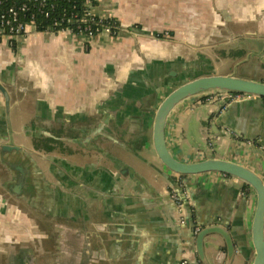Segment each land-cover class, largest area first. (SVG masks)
Wrapping results in <instances>:
<instances>
[{"label":"crops","instance_id":"0c3cea01","mask_svg":"<svg viewBox=\"0 0 264 264\" xmlns=\"http://www.w3.org/2000/svg\"><path fill=\"white\" fill-rule=\"evenodd\" d=\"M91 11L120 30L87 39L30 32L15 50L0 43L9 96L6 112L0 92V152L19 146L33 161L18 177L0 161V264H201L189 227L210 221L233 237L230 264H250L254 190L219 172L174 174L151 136L158 104L186 74L212 68L264 81V0H94ZM207 25L222 26L219 41L185 46L202 40ZM219 55L231 60L228 69L214 63ZM165 139L178 160L224 158L264 180V98L185 99L169 114ZM183 180L192 214L184 227L170 192ZM205 240L207 259L223 264L222 239Z\"/></svg>","mask_w":264,"mask_h":264},{"label":"water","instance_id":"95a60500","mask_svg":"<svg viewBox=\"0 0 264 264\" xmlns=\"http://www.w3.org/2000/svg\"><path fill=\"white\" fill-rule=\"evenodd\" d=\"M140 32V29H135ZM171 76H175L174 81H177V73H171ZM185 80L173 89H171L164 98L158 104L152 122V147L159 159V161L171 172L178 176L188 177L189 175H195L204 172H219L225 176H231L242 181L247 186L251 187L256 194V204L254 214L250 226L251 243L254 249V257L250 264H264V180L254 170L249 167L228 160L224 158H205L198 161L186 162L175 158L169 151L166 139H165V126L167 118L171 111L183 100L196 95H209L213 93H234L245 94L249 96H256L264 98V81L248 79L233 74H217L212 68L206 69L202 74H186ZM0 92L4 99V109L7 112L9 109V96L6 89L0 83ZM103 124H99L93 129V137L101 134ZM36 135H44L52 137V135L46 131L40 129H34L32 131ZM91 137V138H93ZM112 140L113 138L110 137ZM209 146L212 144V140H209ZM208 145L205 144L204 148ZM209 148V147H208ZM99 151V150H98ZM103 153L102 151H99ZM5 153L9 154V157H5ZM107 156L105 153H103ZM111 158V157H110ZM0 161L9 169L13 170L15 175L20 176L27 166H32L33 161L31 158L23 152V149L19 146L3 145L1 146ZM260 171V167H256ZM131 172V170H130ZM132 173V172H131ZM14 189H19L18 180L15 179ZM175 187L173 191L177 194L180 201L183 204H187V196L183 189L186 182L183 180L179 184L178 182H172ZM10 186V185H9ZM186 211L185 222L181 226L187 225L188 218L192 221V214L190 206H184ZM191 232L194 235V251L197 254V258L201 264H211L207 259L204 249L208 245L206 237L211 235L219 236L225 245V259L223 264H230L235 251V245L233 237L225 227V224H217L216 221H210L205 224L192 225ZM213 245L212 242H210ZM214 246V245H213Z\"/></svg>","mask_w":264,"mask_h":264},{"label":"built area","instance_id":"2783aa9c","mask_svg":"<svg viewBox=\"0 0 264 264\" xmlns=\"http://www.w3.org/2000/svg\"><path fill=\"white\" fill-rule=\"evenodd\" d=\"M30 0H19L17 3L11 0H0V43L4 42L9 47L15 46L19 38L25 37L30 32H42L45 34L68 33L77 37L92 38L98 33L114 35L111 26L103 25L102 21L111 17L98 16L91 11L90 0H84V9L80 15L72 11L62 10L59 14H53L49 23L42 30L38 29V24L34 19L35 11L29 10ZM37 3L38 13L43 17L49 16V9L53 4L47 0H32ZM45 7V9H44ZM94 23L95 26H92ZM249 95L234 93H213L204 95L206 101L223 98L226 101H242ZM175 204L177 222H185L186 211L184 204L180 201L176 193H171Z\"/></svg>","mask_w":264,"mask_h":264},{"label":"trees","instance_id":"16d2710c","mask_svg":"<svg viewBox=\"0 0 264 264\" xmlns=\"http://www.w3.org/2000/svg\"><path fill=\"white\" fill-rule=\"evenodd\" d=\"M17 3L19 0H11ZM49 4H53V8L49 9V16L43 17L38 13L37 3L33 4V1H29V10L35 11L34 19L36 21V24H38V29L42 30L46 25L49 23L50 17L54 14L61 13L62 10L72 11L74 13H77L80 15L84 9V0H47ZM91 4L94 3V0H90ZM45 9V7H44ZM103 25H109L112 28V31L116 34L120 30L119 22L114 18H108L102 21ZM92 26H95L94 23H92ZM157 37H162V33H156ZM12 50H15V46H11Z\"/></svg>","mask_w":264,"mask_h":264},{"label":"rangeland","instance_id":"374dc122","mask_svg":"<svg viewBox=\"0 0 264 264\" xmlns=\"http://www.w3.org/2000/svg\"><path fill=\"white\" fill-rule=\"evenodd\" d=\"M221 25H207L206 26V28H205V36L202 38V40L201 39H198V38H195V36H192V38H193V40H188V41H186L187 42V45H185V46H189V47H192V45H197L198 43H200L201 44V46H205V47H207V46H209L210 44L211 45H214V40L215 41H219L218 39H221V33H222V31L220 30L221 29ZM224 30L226 31V30H228V27H227V25H225L224 26ZM216 31L218 32V33H216ZM227 35V34H226ZM216 36H218V38L216 37ZM162 37H168L172 42H174V43H180L182 40H179V39H177V38H171V35L170 34H168V33H164L163 35H162ZM214 38H216V39H214ZM185 42V43H186ZM191 44V45H190ZM227 48V47H226ZM226 51V49H221V48H218V50H216L218 53H223V55H224V53L225 52H223V51ZM205 52L207 53V54H209L210 52L212 53V51L211 50H208V49H205ZM222 55V54H221ZM218 57H220V60H219V58L217 59V61H214V63H219L220 61H222L223 63H224V65H223V67H220V69H221V71H223L222 69H228L231 65H229V63L231 62V60L229 59V60H227L226 58H223V59H221L222 57L219 55ZM227 61V62H226ZM232 68H234V67H232ZM225 71V70H224ZM246 70H245V67H240L239 68V72H245ZM174 85H177V84H174ZM173 85V86H174ZM172 86V87H173ZM6 257V256H5Z\"/></svg>","mask_w":264,"mask_h":264},{"label":"flooded vegetation","instance_id":"af4514ba","mask_svg":"<svg viewBox=\"0 0 264 264\" xmlns=\"http://www.w3.org/2000/svg\"><path fill=\"white\" fill-rule=\"evenodd\" d=\"M174 84H177V85H178L179 83L172 82V85H174ZM175 86H176V85H174V87H175ZM117 159H118V160H121V161L125 162L126 164H128L129 166H131L130 163H128V161H126V158H117ZM114 160H116V159H114ZM123 169H125V167H123L122 170H123ZM120 170H121V169H120ZM170 192H171V193L174 192L172 187L170 188ZM174 193H175V192H174ZM63 223H64V222H63Z\"/></svg>","mask_w":264,"mask_h":264}]
</instances>
